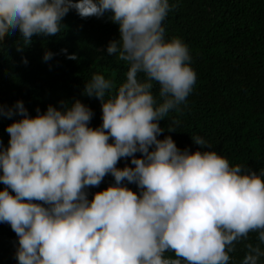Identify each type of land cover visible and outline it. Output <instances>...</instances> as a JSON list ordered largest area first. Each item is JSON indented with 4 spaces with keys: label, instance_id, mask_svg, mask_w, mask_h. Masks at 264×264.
Returning <instances> with one entry per match:
<instances>
[{
    "label": "clouds",
    "instance_id": "9594fccd",
    "mask_svg": "<svg viewBox=\"0 0 264 264\" xmlns=\"http://www.w3.org/2000/svg\"><path fill=\"white\" fill-rule=\"evenodd\" d=\"M175 6L170 0H0V39L19 33L26 47L34 35L57 36L70 10L80 18L104 17L119 34L104 51L127 66L115 87L95 72L84 83L82 95L100 102L95 128L92 109L80 100L49 104L43 113L37 108L34 116L21 100L0 106V116L19 117L5 127L7 146L0 145L6 186L0 223L16 234L17 264H230L235 244L250 233L259 243L245 245L240 264H260L264 169L230 164L201 136L191 137L201 149L191 152L171 136L157 138L165 131L158 122L185 102L195 82L188 46L165 36L163 21ZM54 55L45 51L42 59ZM123 158L133 167L117 168ZM108 174L114 183L88 199V187Z\"/></svg>",
    "mask_w": 264,
    "mask_h": 264
},
{
    "label": "trees",
    "instance_id": "16d2710c",
    "mask_svg": "<svg viewBox=\"0 0 264 264\" xmlns=\"http://www.w3.org/2000/svg\"><path fill=\"white\" fill-rule=\"evenodd\" d=\"M170 3L176 6L163 21L165 36L179 37L188 46L195 82L185 102L158 122L165 131L157 138L171 136L178 148L187 147L191 152L201 150L191 137L201 136L211 145L210 150L230 164L259 172L264 169V0ZM61 23L64 28L57 36L34 35L26 47L19 33H6L0 39V106L21 100L34 116L37 108L43 113L49 104L59 108L61 101L80 100L93 111L89 126L98 127L102 122L100 102L82 95V90L94 72L111 79L114 87L124 78L126 64L104 51L110 40L119 38L117 27L104 17L80 18L71 10ZM18 44L24 47L22 51L16 50ZM61 49L75 53L77 59H66ZM45 51L55 54L47 62L42 59ZM153 92L157 93L156 87ZM13 119L19 117L0 116V145L7 146L5 127ZM125 165L133 167L128 158L118 161L116 167ZM113 183L114 178L106 175L99 186L88 187V199ZM5 187L0 183V190ZM127 187L138 192L135 184ZM16 240L10 226L0 223V264H17L13 256ZM248 243H259L256 233L235 244L230 264H240Z\"/></svg>",
    "mask_w": 264,
    "mask_h": 264
}]
</instances>
